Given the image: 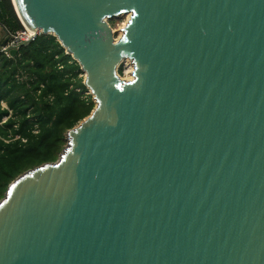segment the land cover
Instances as JSON below:
<instances>
[{
    "label": "water",
    "instance_id": "obj_1",
    "mask_svg": "<svg viewBox=\"0 0 264 264\" xmlns=\"http://www.w3.org/2000/svg\"><path fill=\"white\" fill-rule=\"evenodd\" d=\"M11 1L95 107L9 185L0 264H264V0Z\"/></svg>",
    "mask_w": 264,
    "mask_h": 264
},
{
    "label": "trees",
    "instance_id": "obj_2",
    "mask_svg": "<svg viewBox=\"0 0 264 264\" xmlns=\"http://www.w3.org/2000/svg\"><path fill=\"white\" fill-rule=\"evenodd\" d=\"M0 26L9 34L24 30L11 0H0ZM83 74L52 35L38 36L15 56L0 52V201L18 176L55 162L66 133L94 109Z\"/></svg>",
    "mask_w": 264,
    "mask_h": 264
},
{
    "label": "rangeland",
    "instance_id": "obj_3",
    "mask_svg": "<svg viewBox=\"0 0 264 264\" xmlns=\"http://www.w3.org/2000/svg\"><path fill=\"white\" fill-rule=\"evenodd\" d=\"M127 22H128V17L125 15H121L116 18L108 20V23L114 33L115 41L119 40L120 37L123 35V29L126 26ZM0 32L1 33L4 32L1 26H0ZM131 63L132 62L130 60H125L120 66V68L118 69V74H119L120 69H122V74H119V76L122 79L127 80V81H130L132 79V78L130 79V74L131 72H133V67H132L133 64L131 65ZM83 78L85 80V73L83 74ZM87 92L91 94L89 90Z\"/></svg>",
    "mask_w": 264,
    "mask_h": 264
},
{
    "label": "built area",
    "instance_id": "obj_4",
    "mask_svg": "<svg viewBox=\"0 0 264 264\" xmlns=\"http://www.w3.org/2000/svg\"><path fill=\"white\" fill-rule=\"evenodd\" d=\"M7 34H8V36L11 37V42L8 43L6 46H1L0 47V52H3L5 54H7V55H10L8 52H6V49H7L8 46H10V45L15 46L20 40H30L32 42L38 36L42 35V33L40 31H37V32L29 31L26 27H24V30L22 32H20V33H17V34H9L7 32ZM19 79L22 80L21 77H19ZM86 95H91V94H89L87 92Z\"/></svg>",
    "mask_w": 264,
    "mask_h": 264
},
{
    "label": "bare ground",
    "instance_id": "obj_5",
    "mask_svg": "<svg viewBox=\"0 0 264 264\" xmlns=\"http://www.w3.org/2000/svg\"><path fill=\"white\" fill-rule=\"evenodd\" d=\"M125 16H127L128 17V21L130 20V18H131V13H128V14H126ZM128 23V22H127ZM29 30V29H28ZM29 31H31V30H29ZM131 65H132V63H131ZM133 67V71H134V66H132ZM133 79V72H131V74H130V79ZM131 79V80H132Z\"/></svg>",
    "mask_w": 264,
    "mask_h": 264
},
{
    "label": "crops",
    "instance_id": "obj_6",
    "mask_svg": "<svg viewBox=\"0 0 264 264\" xmlns=\"http://www.w3.org/2000/svg\"><path fill=\"white\" fill-rule=\"evenodd\" d=\"M2 35H4V32H2V33L0 32V47L3 45V41H4Z\"/></svg>",
    "mask_w": 264,
    "mask_h": 264
},
{
    "label": "clouds",
    "instance_id": "obj_7",
    "mask_svg": "<svg viewBox=\"0 0 264 264\" xmlns=\"http://www.w3.org/2000/svg\"><path fill=\"white\" fill-rule=\"evenodd\" d=\"M24 27V26H23ZM2 46H4V45H2ZM6 46V45H5ZM10 54V53H9Z\"/></svg>",
    "mask_w": 264,
    "mask_h": 264
}]
</instances>
